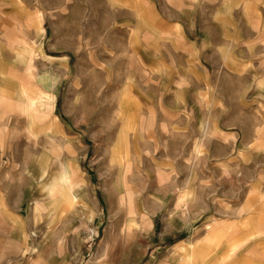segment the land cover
Listing matches in <instances>:
<instances>
[{
    "label": "rangeland",
    "instance_id": "obj_1",
    "mask_svg": "<svg viewBox=\"0 0 264 264\" xmlns=\"http://www.w3.org/2000/svg\"><path fill=\"white\" fill-rule=\"evenodd\" d=\"M185 1L195 31L177 37L151 29L167 0L148 21L141 0H0V204L23 218L19 231L0 207V264H34L36 243L89 264L118 217L114 264H187L183 240L217 264H264V0ZM40 16L46 53L66 60L41 61ZM54 67L48 122L25 102Z\"/></svg>",
    "mask_w": 264,
    "mask_h": 264
},
{
    "label": "crops",
    "instance_id": "obj_2",
    "mask_svg": "<svg viewBox=\"0 0 264 264\" xmlns=\"http://www.w3.org/2000/svg\"><path fill=\"white\" fill-rule=\"evenodd\" d=\"M142 4L145 6L146 3L144 4V1L147 2L146 5V10H139V16L142 20H144V18L148 21V16H152L153 12L156 10V2L155 0H141ZM168 2L166 4H170L171 6H173L175 9H172V11L174 12L173 14L168 13L169 17L165 16L164 14H156V17L154 19V23L151 24L153 29L152 31L156 34L157 33H162L164 35H172V36H177L179 37L180 35H183L184 37L187 36L189 33H193L195 31V25L194 24H188V23H184V19H182V14L181 12L176 13L177 11L181 10L182 7H184V5L186 4L185 0H167ZM190 1L191 5L194 4L196 2H198V0H188ZM215 1V0H213ZM149 4V7H148ZM153 5V6H152ZM32 28L34 29L35 33H36V48L40 54V57L42 58L41 61L45 60H49L52 63L55 62L56 60H66V56L64 57H57V56H52L46 53V50L44 48L43 42L42 40H39L40 38L44 37L45 34V27H44V17H39L36 21H33V23L31 24ZM187 29L189 31H187ZM194 43V42H193ZM53 65V64H52ZM63 67L66 69L67 72H69L68 69V65L66 63L63 64ZM57 69L59 68H52L51 70H47V71H43L41 73H36L32 75V78L35 82L34 85V90L36 95L33 96L32 101H30V103H28L27 101L25 102V106L28 104L30 106H33L35 110L41 112V114H43V116H48V122H51V120L53 119L54 121V117L52 116V113H54L56 105H55V91L56 88L59 85L60 79H59V75L56 73ZM131 100L130 99H124L121 98L120 100V113L121 115H125L128 114V116H131L132 112V105H131ZM46 107L48 109H46ZM38 113V112H37ZM49 134H51V138H52V143L51 144H56V142L54 141V137H53V133L51 130H48ZM72 142V139H71ZM71 150L73 151V148H71ZM67 169H65V172L62 176H60L59 179H61V181L63 182V184H70L71 186V181L69 180L68 177V172L66 171ZM51 182H47L45 183V189H48V192L51 194V186H50ZM68 187L69 189L71 187ZM69 198H75L76 194L74 192H71L69 190L68 195ZM181 199H185V202H187V195H180L179 196ZM40 202L35 199L29 208L30 211L32 210L31 216L33 217V215L36 216L39 215V211H40ZM10 204L4 203V204H0V207H2V211L6 214H8V216L13 217L14 219L17 220V230H21L22 227L20 226V224L23 222V218L21 217L19 210L18 209H13L10 208ZM48 206V205H45ZM173 211V210H172ZM171 211V212H172ZM38 212V213H37ZM18 213V214H17ZM154 216H155V212L151 211V212H141L140 213V219H141V223L144 222H148V225L150 227L155 225V220H154ZM128 221V219H126V222ZM134 221V220H133ZM135 222V221H134ZM117 223V224H116ZM115 225L113 226V229L111 232H109L107 234L106 237L103 238L102 240V244L98 247V249L95 251V253L92 255L90 263L92 264V262H94L97 259H100L101 262L100 264H109L112 263L114 264V262H118V255L123 251L124 249V243L119 241V217L116 220ZM138 223V222H135ZM134 223V224H135ZM139 226V224H136ZM96 235H99V231L95 229ZM111 240V245H114V251L113 252H109L110 249L107 248V245H109L110 239ZM9 240V239H8ZM6 243H10L9 245H11L12 241H5ZM248 243V238H243L241 241L235 243L234 245H243V244H247ZM104 244V245H103ZM23 246L25 249V252L23 251V253H27L28 249H27V241H25L23 243ZM194 248L193 242L190 240H183L181 243L174 245V250H187V256H186V262L187 264H217L218 262H215L213 260H211L210 258L205 259L206 257V251L208 250V246L206 244L203 245V247H199L198 250H192ZM197 249V248H196ZM211 249H214V247ZM27 251V252H26ZM108 251V256H105V252ZM52 248L48 247V246H41L40 243H36L33 247L32 250L29 251L30 253V260L34 261V264H65V262H67L68 257L66 255H63L61 258H59L58 256L52 257L50 259H45L44 256H46L47 254H51ZM64 252V249L61 251V253ZM65 253V252H64ZM16 254V253H14ZM93 259V261H92ZM103 259L105 260V262H103Z\"/></svg>",
    "mask_w": 264,
    "mask_h": 264
}]
</instances>
